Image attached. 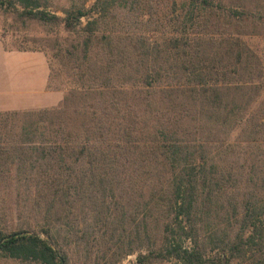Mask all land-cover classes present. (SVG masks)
<instances>
[{
  "label": "trees",
  "instance_id": "obj_1",
  "mask_svg": "<svg viewBox=\"0 0 264 264\" xmlns=\"http://www.w3.org/2000/svg\"><path fill=\"white\" fill-rule=\"evenodd\" d=\"M50 5L0 0L45 29L2 27L5 48L44 51L64 92L0 112V191L43 219L0 225V257L264 264V84L242 39L264 34V0Z\"/></svg>",
  "mask_w": 264,
  "mask_h": 264
},
{
  "label": "rangeland",
  "instance_id": "obj_2",
  "mask_svg": "<svg viewBox=\"0 0 264 264\" xmlns=\"http://www.w3.org/2000/svg\"><path fill=\"white\" fill-rule=\"evenodd\" d=\"M52 5L48 8L51 10H59V14L62 15L60 8L62 6H67L70 4V0H51ZM164 2V0H162ZM90 4V3H89ZM172 4V1L169 2V6ZM86 22V18L83 19V23ZM29 25V26H28ZM28 26V28H26ZM2 27H6L9 29L7 39L16 36L17 34H29L30 36L36 38H42L45 35V29L38 23L29 22V23H21L18 22L13 15L0 11V31H2ZM243 41L246 43L249 48L250 56L253 57V66L257 67L262 71L261 82L264 84V34L262 35H245L242 37ZM37 87V86H36ZM32 86L29 87V89ZM39 90V89H38ZM35 93V94H34ZM40 92L35 91L33 94L24 95L23 97L18 96L13 99L14 102H27L29 101V105L35 106L42 98L40 97ZM46 95L43 97L44 101H48ZM42 215L40 214L39 209H35L33 203L29 205L24 203L23 201L15 200L14 197L10 195V188L3 183L0 191V225L11 226L12 224H22L23 222L29 220L35 224V229L41 230L42 225ZM58 217V216H56ZM55 217V221H57ZM96 253L93 252L91 255H86L85 253H75L73 256V264H95ZM136 259V254H132L127 256L122 262L119 264H128L131 261ZM0 264H23L17 260L9 259V258H1Z\"/></svg>",
  "mask_w": 264,
  "mask_h": 264
},
{
  "label": "crops",
  "instance_id": "obj_3",
  "mask_svg": "<svg viewBox=\"0 0 264 264\" xmlns=\"http://www.w3.org/2000/svg\"><path fill=\"white\" fill-rule=\"evenodd\" d=\"M49 74L48 58L44 51L6 49L0 32V112L58 105L64 92L48 87ZM30 86L32 88L29 89ZM36 90L42 99L35 106L29 105V101H13ZM45 95L49 97L48 101H44Z\"/></svg>",
  "mask_w": 264,
  "mask_h": 264
}]
</instances>
